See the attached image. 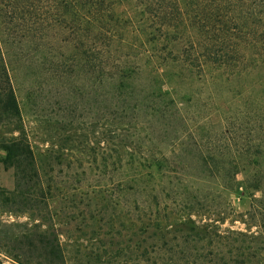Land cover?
<instances>
[{
	"label": "trees",
	"instance_id": "1",
	"mask_svg": "<svg viewBox=\"0 0 264 264\" xmlns=\"http://www.w3.org/2000/svg\"><path fill=\"white\" fill-rule=\"evenodd\" d=\"M1 4L6 17L20 7L22 18L56 16L74 36L96 112L109 115L101 163L111 186L103 200L93 193L86 204L102 215L91 218L104 220L108 240H115L97 237L96 244L107 246L104 253L98 246L100 251L81 252L78 260L264 264V124L255 120L264 121V112L241 115L238 128L220 117L217 130L209 126L214 112H206L199 91L188 86L217 79L215 70L238 75L264 65V0ZM0 150V162L14 178L12 188L0 187V211L27 217L0 219V254L9 264H70L51 206L59 186L46 171L49 159L35 152L25 131L1 45ZM240 173L251 193L243 212L231 200ZM79 200L85 201L82 195ZM236 220L243 229L222 227ZM0 264L6 263L0 258Z\"/></svg>",
	"mask_w": 264,
	"mask_h": 264
},
{
	"label": "rangeland",
	"instance_id": "2",
	"mask_svg": "<svg viewBox=\"0 0 264 264\" xmlns=\"http://www.w3.org/2000/svg\"><path fill=\"white\" fill-rule=\"evenodd\" d=\"M21 8L9 17L0 10V45L18 94L23 125L35 152L44 153V161L45 156L49 159L46 171L59 186L51 206L56 208V225L70 254V264H98L95 259L81 262L78 256L81 252L95 253L100 249L104 253L107 246L96 244L95 239H109V226L104 220L97 222L91 218L99 219L102 215L86 204L93 193L101 195L103 200L111 186L110 172L101 163L109 115L105 112V116L103 110L96 112L92 80L83 71L81 57L76 56L74 36L59 25L53 14L46 19L42 16L41 20L28 13L22 18ZM215 73L221 75L217 79L208 78L202 86L198 82L188 85L199 91L197 101L204 104L206 112H214L209 126L220 130L219 119L224 117L238 128L242 125L241 115L254 118L257 111L264 112V65L250 66L246 73L238 75H229L227 70H215ZM259 118L255 119L258 124H264ZM118 175L115 174L113 181L119 179ZM242 175L239 174L231 194L237 212L245 211L251 200ZM13 184V170L0 162V187L12 188ZM79 195L84 202L79 200ZM0 219L23 221L27 217L0 211ZM222 227L243 229L244 224L239 220L226 221ZM121 234L117 241L123 243L125 235ZM0 258L10 263L6 256L0 254Z\"/></svg>",
	"mask_w": 264,
	"mask_h": 264
}]
</instances>
